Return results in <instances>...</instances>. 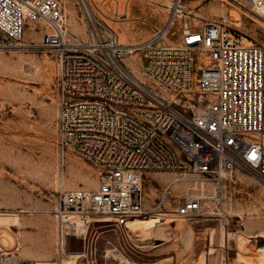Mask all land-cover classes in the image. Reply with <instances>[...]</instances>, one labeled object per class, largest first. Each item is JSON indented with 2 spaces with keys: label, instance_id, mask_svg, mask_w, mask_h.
Returning <instances> with one entry per match:
<instances>
[{
  "label": "built area",
  "instance_id": "2783aa9c",
  "mask_svg": "<svg viewBox=\"0 0 264 264\" xmlns=\"http://www.w3.org/2000/svg\"><path fill=\"white\" fill-rule=\"evenodd\" d=\"M75 2L86 24L82 38L69 32L66 0H0V48L20 43L26 20L49 27L42 45L58 53L62 159L71 147L99 170L95 189L80 186L60 195L58 220L77 211L128 226L157 213L171 184L160 203L148 206V172L211 175L246 166L264 183V44L245 42L230 14L236 8L242 17L249 12L264 19V0H228L230 9L201 31L172 30L184 14L182 0H174L167 22L134 44L123 42L114 26L127 17L130 0ZM134 53L137 61L130 60ZM193 91L211 97L201 94L194 102ZM204 210L201 196L188 195L176 212L196 217Z\"/></svg>",
  "mask_w": 264,
  "mask_h": 264
},
{
  "label": "rangeland",
  "instance_id": "374dc122",
  "mask_svg": "<svg viewBox=\"0 0 264 264\" xmlns=\"http://www.w3.org/2000/svg\"><path fill=\"white\" fill-rule=\"evenodd\" d=\"M75 1L66 0L69 32L82 38L86 24ZM173 1L130 0L125 20L114 23L121 40L138 43L150 37L154 26L167 22ZM227 2L182 0L184 14L172 30L185 25L201 31L230 9ZM230 14L242 19L236 22L245 42L264 44V19L249 12L242 17L236 8ZM24 26L17 46L0 48V264L26 259L43 264H264V183L246 166L211 175L186 170L146 173L147 205L160 203L163 189L171 184L155 214L180 222L172 227L163 219L151 237L129 226L150 216L137 217L128 226L116 225L109 215L84 217L77 211H71L67 221L58 220L60 195L80 186L95 189L99 170L71 147L63 161L58 53L42 45L50 30L46 24L26 20ZM138 59V53L130 58ZM201 94L205 100L211 97L193 91L191 100L198 102ZM69 141L74 144L76 138ZM188 195L203 198V214L184 218L177 214L179 202ZM182 224L193 230L189 240Z\"/></svg>",
  "mask_w": 264,
  "mask_h": 264
},
{
  "label": "bare ground",
  "instance_id": "6f19581e",
  "mask_svg": "<svg viewBox=\"0 0 264 264\" xmlns=\"http://www.w3.org/2000/svg\"><path fill=\"white\" fill-rule=\"evenodd\" d=\"M177 1V0H176ZM234 19V18H233ZM238 21V19H237ZM240 21V20H239ZM238 21V22H239ZM237 23V22H236ZM237 25H239L237 23ZM126 43V42H125ZM129 44H134V43H129ZM89 178V177H88ZM181 179V178H180ZM177 180V179H176ZM175 180V181H176ZM158 214H153L151 215L149 218L147 219H143V220H138V221H133L129 226L131 227V229L135 230L137 233L143 232V236L147 235L148 237H151L152 234H155V227L157 226V223H161L164 221L163 219H165V221L163 223H167L168 225H171L172 227H179L178 223H180L179 221H176L175 219H170V218H163L162 216ZM177 215V214H176ZM107 217V216H105ZM181 218H184V216H180ZM136 219V218H135ZM182 223V222H181ZM180 227H182L183 231L185 232V237H187V239L189 240L191 237V233L193 232L192 228L188 225L182 224L180 225ZM185 227V228H184ZM158 228V227H157ZM139 232H138V231ZM141 234V233H140ZM170 239L169 241H173V238H168ZM44 263V262H43ZM40 261H38V264H43ZM48 264V263H45Z\"/></svg>",
  "mask_w": 264,
  "mask_h": 264
}]
</instances>
